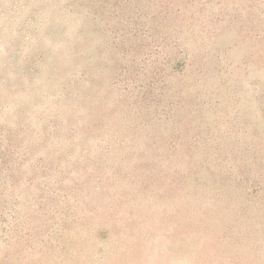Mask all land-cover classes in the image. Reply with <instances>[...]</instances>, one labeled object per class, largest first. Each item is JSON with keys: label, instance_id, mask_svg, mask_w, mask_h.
I'll return each instance as SVG.
<instances>
[{"label": "rangeland", "instance_id": "rangeland-1", "mask_svg": "<svg viewBox=\"0 0 264 264\" xmlns=\"http://www.w3.org/2000/svg\"><path fill=\"white\" fill-rule=\"evenodd\" d=\"M0 264H264V0H0Z\"/></svg>", "mask_w": 264, "mask_h": 264}]
</instances>
